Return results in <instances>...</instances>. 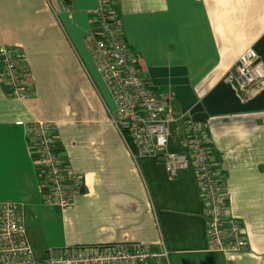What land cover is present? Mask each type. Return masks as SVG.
Instances as JSON below:
<instances>
[{
    "label": "crops",
    "instance_id": "0c3cea01",
    "mask_svg": "<svg viewBox=\"0 0 264 264\" xmlns=\"http://www.w3.org/2000/svg\"><path fill=\"white\" fill-rule=\"evenodd\" d=\"M96 8L97 0H0V46L23 50L35 92L21 102L0 84V203L22 209L37 257L135 243L162 244L169 264H264V80L245 90L223 80L247 49L264 65V0H112L122 40L160 104L208 133L226 211L247 233L248 249L231 254L208 249L192 173L172 179L150 157L134 161L111 123L113 105L82 42ZM33 121L53 124L64 163L84 179L69 209L41 201L26 140ZM168 131V148L184 150L181 124Z\"/></svg>",
    "mask_w": 264,
    "mask_h": 264
},
{
    "label": "built area",
    "instance_id": "2783aa9c",
    "mask_svg": "<svg viewBox=\"0 0 264 264\" xmlns=\"http://www.w3.org/2000/svg\"><path fill=\"white\" fill-rule=\"evenodd\" d=\"M95 29L82 38L83 45L110 98V120L134 161L150 157L160 162L169 178L192 173L198 185L205 219L208 249L224 254L248 249L246 229L227 213L229 193L218 160L203 124L188 115L175 119L169 104H160L152 84L142 78L134 57L122 40L112 0H97ZM247 49L224 76V83L248 89L264 80V65ZM0 84L10 99L26 102L35 97L34 78L19 47L0 46ZM181 124L184 150L168 148L170 124ZM179 130V127L175 128ZM28 150L37 168L43 205L69 209L83 192L84 179L70 172L55 141L53 124L33 121L25 125ZM0 264H169L160 244L154 250L144 244H112L47 248L37 257L23 222L22 209L0 203Z\"/></svg>",
    "mask_w": 264,
    "mask_h": 264
},
{
    "label": "rangeland",
    "instance_id": "374dc122",
    "mask_svg": "<svg viewBox=\"0 0 264 264\" xmlns=\"http://www.w3.org/2000/svg\"><path fill=\"white\" fill-rule=\"evenodd\" d=\"M25 226H27V225H25ZM29 234L31 235V237H32V240L30 241V242H33V243H31L33 246V249H34V251H35V254H36V251H39V248L37 247V245L35 244L36 243V241H35V243H34V239H33V236H32V232H31V230H29Z\"/></svg>",
    "mask_w": 264,
    "mask_h": 264
}]
</instances>
